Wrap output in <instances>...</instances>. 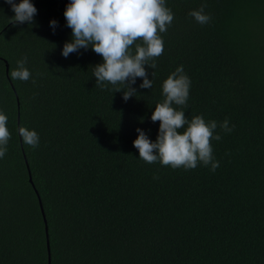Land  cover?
<instances>
[{"label":"trees","instance_id":"obj_1","mask_svg":"<svg viewBox=\"0 0 264 264\" xmlns=\"http://www.w3.org/2000/svg\"><path fill=\"white\" fill-rule=\"evenodd\" d=\"M30 2L34 22L14 25L0 0V112L11 134L0 159V264H46L47 254L49 264H264V0H165L174 19L155 69L145 65L152 87L137 78L127 101L124 85L96 87L92 67L103 60L91 48L61 54L70 0ZM202 3L205 25L189 16ZM24 56L31 78L11 79ZM181 65L189 97L173 107L217 121L215 172L147 164L133 146L137 128L156 140L151 115ZM20 127L37 132V148Z\"/></svg>","mask_w":264,"mask_h":264},{"label":"clouds","instance_id":"obj_2","mask_svg":"<svg viewBox=\"0 0 264 264\" xmlns=\"http://www.w3.org/2000/svg\"><path fill=\"white\" fill-rule=\"evenodd\" d=\"M11 6L15 15L11 22L23 24L34 22L36 7L30 0H5ZM206 3H202L199 10L189 12V16L201 25L209 23L211 16L205 14ZM66 26L71 31V41L65 42L62 55L80 49L91 50L102 57L103 63L93 69L96 87L102 90L112 85L115 92L124 85L123 99L127 101L136 94L131 85L137 78H142L141 89H151L152 80L148 78L145 65L155 69V59L164 51V42L160 33H165L174 19V13L166 7L165 0H70L64 11ZM53 32L57 21L51 20ZM139 41V43H137ZM134 46V51H133ZM27 56L18 60L17 67L10 72L11 79L28 81L31 72L25 67ZM152 61V63H149ZM154 76V72L151 73ZM35 84V80H32ZM190 78L184 74L183 66L176 68L162 84L164 99L155 105L151 121H159V130L153 142L145 131L137 128V138L133 146L139 152V159L147 164L159 162L162 166L172 169H195L202 164L215 170L220 166L213 156L211 141H220L221 135L215 132L217 121H207L202 115L194 116L190 121L185 112L177 110L173 105L187 107ZM8 117L0 112V159L7 153V144L11 134L7 127ZM219 127L225 133H230L234 125L229 127L225 119ZM180 129H185L183 132ZM18 133L25 145L35 149L39 146V135L34 130L20 127ZM158 179L157 176L153 177Z\"/></svg>","mask_w":264,"mask_h":264},{"label":"water","instance_id":"obj_3","mask_svg":"<svg viewBox=\"0 0 264 264\" xmlns=\"http://www.w3.org/2000/svg\"><path fill=\"white\" fill-rule=\"evenodd\" d=\"M6 70H7V65H6V63H5V70H4L5 73H6ZM28 180L31 182V179H30V176H29V175H28ZM38 204H39V209H40V212H41L42 220H43V222H44L43 227H44V232H45V237H46V224H45V218H44V214H43V212H42V208H41V204H40L39 199H38ZM46 246H47V239H46ZM46 264H49V255H48V254H47Z\"/></svg>","mask_w":264,"mask_h":264}]
</instances>
